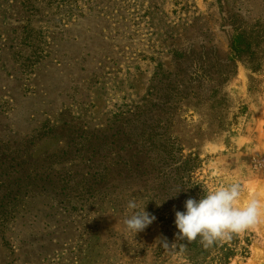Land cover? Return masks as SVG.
<instances>
[{"label":"rangeland","instance_id":"1","mask_svg":"<svg viewBox=\"0 0 264 264\" xmlns=\"http://www.w3.org/2000/svg\"><path fill=\"white\" fill-rule=\"evenodd\" d=\"M231 183L264 199V0H0V264H264V216L176 235Z\"/></svg>","mask_w":264,"mask_h":264},{"label":"clouds","instance_id":"2","mask_svg":"<svg viewBox=\"0 0 264 264\" xmlns=\"http://www.w3.org/2000/svg\"><path fill=\"white\" fill-rule=\"evenodd\" d=\"M203 190L199 199L189 197L184 203V210L175 211L176 235L180 239L193 241L199 237L208 247L219 238L255 225L264 216V199L259 193L242 199L239 183ZM127 206L132 211L124 224L136 235L156 219L146 207L141 210L136 200H129ZM163 242L168 244L166 238Z\"/></svg>","mask_w":264,"mask_h":264},{"label":"trees","instance_id":"3","mask_svg":"<svg viewBox=\"0 0 264 264\" xmlns=\"http://www.w3.org/2000/svg\"><path fill=\"white\" fill-rule=\"evenodd\" d=\"M243 40V39H242ZM242 46V41H232L230 44L231 49L235 52V53H239L240 48Z\"/></svg>","mask_w":264,"mask_h":264}]
</instances>
